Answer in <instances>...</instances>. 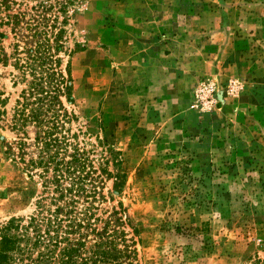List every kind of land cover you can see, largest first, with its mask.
Here are the masks:
<instances>
[{"label": "rangeland", "instance_id": "1", "mask_svg": "<svg viewBox=\"0 0 264 264\" xmlns=\"http://www.w3.org/2000/svg\"><path fill=\"white\" fill-rule=\"evenodd\" d=\"M5 2L24 14L16 38L31 21L59 34L71 128L95 166L113 149L125 173L101 207L132 221L134 264H264V0ZM12 72L0 63L8 112ZM17 140L0 117V223L41 190Z\"/></svg>", "mask_w": 264, "mask_h": 264}, {"label": "trees", "instance_id": "2", "mask_svg": "<svg viewBox=\"0 0 264 264\" xmlns=\"http://www.w3.org/2000/svg\"><path fill=\"white\" fill-rule=\"evenodd\" d=\"M5 1L0 0V63L12 67L13 85L21 88L9 112L0 93V117L18 137L21 159L28 156L27 169L37 171L41 190L29 215L0 223V264H134L137 251L124 226L132 221L116 209L103 217L101 207L104 180L120 187L125 173L113 149L95 166L71 128L76 117L66 103L73 102V78L69 65L62 67L59 34L46 29L50 24L31 21L16 38L24 14L11 12ZM7 28L15 40L5 46Z\"/></svg>", "mask_w": 264, "mask_h": 264}, {"label": "crops", "instance_id": "3", "mask_svg": "<svg viewBox=\"0 0 264 264\" xmlns=\"http://www.w3.org/2000/svg\"><path fill=\"white\" fill-rule=\"evenodd\" d=\"M136 39H137L138 42L142 43L146 38L143 37L142 35H137V36H135V38L133 39V41H135ZM145 49H146L145 47H142L141 49H139L137 51V53L138 52H141L142 50H145ZM141 54L143 56V53H141ZM132 69H146V68L145 67H142V66H138V67H132ZM148 69H150V68H148Z\"/></svg>", "mask_w": 264, "mask_h": 264}]
</instances>
